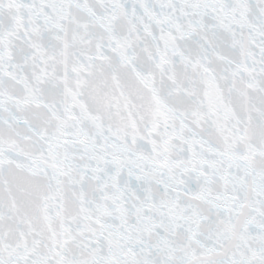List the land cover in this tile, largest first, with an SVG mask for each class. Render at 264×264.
I'll use <instances>...</instances> for the list:
<instances>
[{"label": "snow or ice", "instance_id": "1", "mask_svg": "<svg viewBox=\"0 0 264 264\" xmlns=\"http://www.w3.org/2000/svg\"><path fill=\"white\" fill-rule=\"evenodd\" d=\"M0 264H264V0H0Z\"/></svg>", "mask_w": 264, "mask_h": 264}]
</instances>
